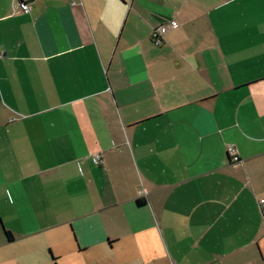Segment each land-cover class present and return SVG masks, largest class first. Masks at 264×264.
Returning a JSON list of instances; mask_svg holds the SVG:
<instances>
[{
    "label": "crops",
    "instance_id": "1",
    "mask_svg": "<svg viewBox=\"0 0 264 264\" xmlns=\"http://www.w3.org/2000/svg\"><path fill=\"white\" fill-rule=\"evenodd\" d=\"M0 264H264V0H0Z\"/></svg>",
    "mask_w": 264,
    "mask_h": 264
},
{
    "label": "built area",
    "instance_id": "2",
    "mask_svg": "<svg viewBox=\"0 0 264 264\" xmlns=\"http://www.w3.org/2000/svg\"><path fill=\"white\" fill-rule=\"evenodd\" d=\"M31 1L32 0H13V8L14 10H18L19 12L28 15L31 12ZM176 27L175 23L170 24L167 27H160L152 34V41L154 44L158 45L161 42L162 36L170 29ZM231 161L234 164H239L241 160L234 153V151L230 152ZM92 163L97 166L100 163L99 155H93L91 158Z\"/></svg>",
    "mask_w": 264,
    "mask_h": 264
},
{
    "label": "trees",
    "instance_id": "3",
    "mask_svg": "<svg viewBox=\"0 0 264 264\" xmlns=\"http://www.w3.org/2000/svg\"><path fill=\"white\" fill-rule=\"evenodd\" d=\"M6 236L10 239V236H9V234H6Z\"/></svg>",
    "mask_w": 264,
    "mask_h": 264
}]
</instances>
